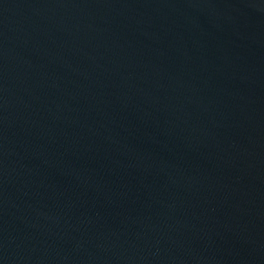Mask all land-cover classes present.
<instances>
[{"label": "water", "instance_id": "1", "mask_svg": "<svg viewBox=\"0 0 264 264\" xmlns=\"http://www.w3.org/2000/svg\"><path fill=\"white\" fill-rule=\"evenodd\" d=\"M0 264H264V0H0Z\"/></svg>", "mask_w": 264, "mask_h": 264}]
</instances>
